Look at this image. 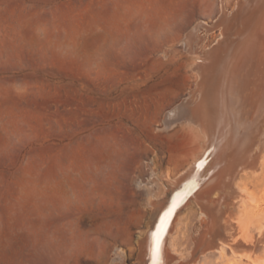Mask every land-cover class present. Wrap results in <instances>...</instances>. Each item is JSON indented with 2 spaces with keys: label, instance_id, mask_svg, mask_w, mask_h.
Here are the masks:
<instances>
[{
  "label": "rangeland",
  "instance_id": "obj_1",
  "mask_svg": "<svg viewBox=\"0 0 264 264\" xmlns=\"http://www.w3.org/2000/svg\"><path fill=\"white\" fill-rule=\"evenodd\" d=\"M224 2L0 0V264H117L116 249L136 264L152 214L137 182L150 181L161 199L164 177L202 151L194 126L163 120L195 88L193 65L221 30L205 35L198 56L182 40L222 9L234 15L240 0ZM263 154L257 176L220 206V234L264 226ZM202 210L192 201L181 211L171 263L249 264L228 249L191 256Z\"/></svg>",
  "mask_w": 264,
  "mask_h": 264
},
{
  "label": "bare ground",
  "instance_id": "obj_2",
  "mask_svg": "<svg viewBox=\"0 0 264 264\" xmlns=\"http://www.w3.org/2000/svg\"><path fill=\"white\" fill-rule=\"evenodd\" d=\"M223 2L220 0L221 8ZM218 27L221 41L205 49L198 59L194 57L197 62H193V70L199 76L198 83H194L195 88L181 105L166 112L163 120L169 127L180 119L194 126L203 136L202 151L179 175L164 177L169 194L161 199L155 197V185L150 181L137 182V188L145 192V204L152 214L146 233L139 241L136 264H170L175 260L167 244L181 211L192 201L203 208L205 228L194 239L191 256L207 251L224 255L228 249L234 257H243L249 264H264L263 224L258 229L247 224L251 231L255 230L253 233L241 237L234 233L235 237L231 238L223 232L220 234L217 214L224 200L234 199L242 178L248 174L255 178L263 165L264 0H240L234 15L229 16L222 9L211 24L199 21L182 40L185 51L196 56L201 42L206 40L205 35ZM199 29L205 31L200 37L197 36ZM196 93L198 101L191 105L190 100ZM180 108H185L184 112L181 110L182 115ZM155 174L151 170V175ZM232 221L234 224L235 220ZM241 231L239 236L245 233ZM124 258L123 250L116 249L112 261L123 264Z\"/></svg>",
  "mask_w": 264,
  "mask_h": 264
}]
</instances>
